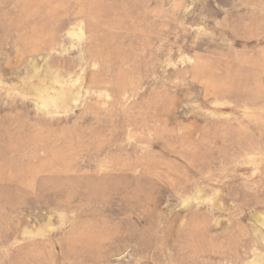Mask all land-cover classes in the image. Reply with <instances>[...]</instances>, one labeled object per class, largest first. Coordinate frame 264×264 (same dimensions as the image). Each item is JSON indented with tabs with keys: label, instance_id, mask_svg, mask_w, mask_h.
I'll use <instances>...</instances> for the list:
<instances>
[{
	"label": "rangeland",
	"instance_id": "1",
	"mask_svg": "<svg viewBox=\"0 0 264 264\" xmlns=\"http://www.w3.org/2000/svg\"><path fill=\"white\" fill-rule=\"evenodd\" d=\"M0 264H264V0H0Z\"/></svg>",
	"mask_w": 264,
	"mask_h": 264
}]
</instances>
